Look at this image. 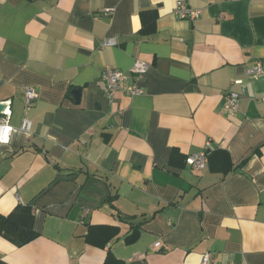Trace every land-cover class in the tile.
Here are the masks:
<instances>
[{
    "label": "crops",
    "instance_id": "0c3cea01",
    "mask_svg": "<svg viewBox=\"0 0 264 264\" xmlns=\"http://www.w3.org/2000/svg\"><path fill=\"white\" fill-rule=\"evenodd\" d=\"M176 1L0 0V102L13 127L0 142V213L33 203L39 233L23 246L0 235V260L202 264L210 252L213 264H264V75L248 73L264 65V0H185L202 10L195 20L176 16ZM149 9L156 30L144 35ZM138 58L144 93L111 99L103 71ZM231 90L242 92L234 114ZM218 148L232 156L227 175L186 161ZM89 225L120 231L98 247Z\"/></svg>",
    "mask_w": 264,
    "mask_h": 264
},
{
    "label": "built area",
    "instance_id": "2783aa9c",
    "mask_svg": "<svg viewBox=\"0 0 264 264\" xmlns=\"http://www.w3.org/2000/svg\"><path fill=\"white\" fill-rule=\"evenodd\" d=\"M109 11V9H106ZM174 13L180 18H186L195 20L200 17L202 10L199 8L191 7L185 0H177L174 8ZM117 44V39L110 38L103 41L102 45L112 46ZM148 64L142 59H136L132 69L129 72L123 71L118 68L108 67L102 73V78L105 82L107 93L111 99L118 91H124L129 95H140L144 93V88L141 85V81L146 74ZM249 75L253 79H257L264 75V65L258 61L253 65L249 71ZM131 81L128 82V80ZM235 84H242V80H235ZM242 92L231 90L225 93V104L224 108L227 113L234 114L240 107ZM38 97V92L33 86H27L24 91V98L26 106L30 107L35 99ZM6 113V110L1 111L0 116V142H8L11 138L13 127L9 122L10 110ZM22 129L30 132L32 129V122L28 118H24L22 122ZM188 165L193 170L201 171L206 168L209 162L208 151L202 150L199 152L192 153L187 156L186 159ZM155 246H161L160 242H156ZM202 264H213L212 254L206 252L202 257ZM218 264V263H217ZM229 264H245L242 262L232 261Z\"/></svg>",
    "mask_w": 264,
    "mask_h": 264
},
{
    "label": "trees",
    "instance_id": "16d2710c",
    "mask_svg": "<svg viewBox=\"0 0 264 264\" xmlns=\"http://www.w3.org/2000/svg\"><path fill=\"white\" fill-rule=\"evenodd\" d=\"M142 28L140 33L144 35L153 34L156 30L158 19V10L149 9L140 12ZM209 167L213 172L227 175L235 169L234 162L230 152L226 149L218 148L208 151ZM175 151L171 161L178 158ZM35 214L33 203L19 204L10 213H0V235L4 236L17 246H23L39 236L34 227ZM133 232L125 238L126 243L135 242L140 235V224L133 226ZM119 228L110 225H89L86 234V240L92 245L105 247L112 238L119 233ZM125 264L123 261L116 260L111 252L108 253L105 264ZM0 264H10L7 261L0 260Z\"/></svg>",
    "mask_w": 264,
    "mask_h": 264
},
{
    "label": "water",
    "instance_id": "95a60500",
    "mask_svg": "<svg viewBox=\"0 0 264 264\" xmlns=\"http://www.w3.org/2000/svg\"><path fill=\"white\" fill-rule=\"evenodd\" d=\"M73 95L74 98L79 101L80 97H81V89L80 88H76L73 90ZM5 109V105L3 103L0 102V111H3Z\"/></svg>",
    "mask_w": 264,
    "mask_h": 264
}]
</instances>
